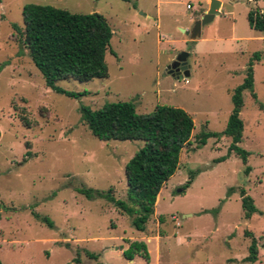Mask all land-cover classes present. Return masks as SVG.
<instances>
[{
	"label": "rangeland",
	"instance_id": "1",
	"mask_svg": "<svg viewBox=\"0 0 264 264\" xmlns=\"http://www.w3.org/2000/svg\"><path fill=\"white\" fill-rule=\"evenodd\" d=\"M219 1V13L190 41L181 29L191 30L210 0H0L2 264H264V37L247 21L251 10L264 15V0ZM27 4L102 15L116 54L105 55L108 77L57 83L83 94L76 99L47 88L24 45ZM181 52L188 54L189 77L166 75ZM256 53L259 61L253 60ZM251 61L256 100L244 91L239 113L238 145L250 154L244 164L228 154L231 140L223 132L231 95ZM118 102L133 103L140 114L156 106L180 108L194 123L190 144L143 232L106 198L78 192L111 189L116 200L126 201L124 168L143 143L99 141L79 110ZM203 133L217 136L202 145ZM240 190L257 209L249 220L243 218ZM246 231L256 239L255 263L245 261Z\"/></svg>",
	"mask_w": 264,
	"mask_h": 264
},
{
	"label": "trees",
	"instance_id": "2",
	"mask_svg": "<svg viewBox=\"0 0 264 264\" xmlns=\"http://www.w3.org/2000/svg\"><path fill=\"white\" fill-rule=\"evenodd\" d=\"M22 21L28 56L41 73L47 88L76 99L83 94L64 91L56 86L57 83L64 80L88 82L108 77L105 55L108 51L113 56L116 54L110 50L112 30L102 15L73 14L48 5L27 4L22 9ZM247 21L250 29L264 37V15L259 9L249 11ZM260 56L258 53L254 54L253 60L259 61ZM246 90L256 100L253 92L252 61L246 70L243 83L231 95L233 109L223 132L231 140L228 154H234L244 164L250 154L238 144L243 133V122L239 113L243 108L242 93ZM79 110L82 122L99 141L143 143L142 148L124 168L126 201L116 200L111 189L107 193L78 189L88 199L106 198L120 214L132 219L137 231L143 232L146 223L154 215L161 188L175 174L181 151L190 144L194 128L192 117L180 108L168 106H156L153 111L140 114L131 102L105 104L98 110L81 106ZM21 119L25 127L31 128L28 119ZM216 136L214 133H203L199 137L200 144L203 145L207 138ZM249 172L250 167H246L245 173ZM233 192V188L229 189L228 195ZM240 198L243 218L249 220L257 212L254 201L244 190H240ZM33 215L51 226L48 218H40L35 213ZM245 236L250 239L245 261L255 263L258 256L256 239L247 231ZM88 256L96 259L93 254ZM125 256L130 259V256Z\"/></svg>",
	"mask_w": 264,
	"mask_h": 264
},
{
	"label": "water",
	"instance_id": "3",
	"mask_svg": "<svg viewBox=\"0 0 264 264\" xmlns=\"http://www.w3.org/2000/svg\"><path fill=\"white\" fill-rule=\"evenodd\" d=\"M221 2L219 0H210L207 12L201 17L200 20L194 22L193 28L191 30H183L182 33L189 37L190 41H196L201 36V29L205 25L209 24L214 17L219 13ZM188 54L181 52L176 56L175 60L166 67V75L171 77L180 78L189 77L190 66L187 63ZM180 69H178V67Z\"/></svg>",
	"mask_w": 264,
	"mask_h": 264
},
{
	"label": "flooded vegetation",
	"instance_id": "4",
	"mask_svg": "<svg viewBox=\"0 0 264 264\" xmlns=\"http://www.w3.org/2000/svg\"><path fill=\"white\" fill-rule=\"evenodd\" d=\"M173 61H174V60H173ZM173 61H172V62H173ZM172 62H171V63H172ZM171 63H170V64H171ZM167 66H168V65H167ZM180 67H181V66H179L178 69H180Z\"/></svg>",
	"mask_w": 264,
	"mask_h": 264
},
{
	"label": "crops",
	"instance_id": "5",
	"mask_svg": "<svg viewBox=\"0 0 264 264\" xmlns=\"http://www.w3.org/2000/svg\"><path fill=\"white\" fill-rule=\"evenodd\" d=\"M205 1H207V0H205ZM220 2H221V1H220ZM220 7H221V5H220ZM219 11H220V9H219ZM193 20H194V19H193ZM193 20H192V21H193Z\"/></svg>",
	"mask_w": 264,
	"mask_h": 264
}]
</instances>
